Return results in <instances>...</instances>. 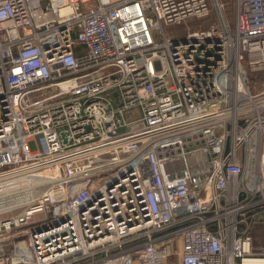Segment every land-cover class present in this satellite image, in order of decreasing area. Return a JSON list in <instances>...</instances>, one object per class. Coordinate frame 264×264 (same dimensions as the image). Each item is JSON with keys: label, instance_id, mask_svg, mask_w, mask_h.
<instances>
[{"label": "built area", "instance_id": "built-area-1", "mask_svg": "<svg viewBox=\"0 0 264 264\" xmlns=\"http://www.w3.org/2000/svg\"><path fill=\"white\" fill-rule=\"evenodd\" d=\"M263 224L264 0H0V264L264 261Z\"/></svg>", "mask_w": 264, "mask_h": 264}, {"label": "rangeland", "instance_id": "rangeland-1", "mask_svg": "<svg viewBox=\"0 0 264 264\" xmlns=\"http://www.w3.org/2000/svg\"><path fill=\"white\" fill-rule=\"evenodd\" d=\"M213 19H205V20H197L195 18H191L188 21H186L182 25H164V30L168 34V36L171 38L180 37L184 35L188 28H195L197 26H206L208 25ZM254 233L256 234V245L261 246L264 245V224L258 226ZM246 264H251L246 263Z\"/></svg>", "mask_w": 264, "mask_h": 264}, {"label": "bare ground", "instance_id": "bare-ground-1", "mask_svg": "<svg viewBox=\"0 0 264 264\" xmlns=\"http://www.w3.org/2000/svg\"><path fill=\"white\" fill-rule=\"evenodd\" d=\"M251 263V264H264V261L263 260H254V259H246L244 261V264L246 263Z\"/></svg>", "mask_w": 264, "mask_h": 264}]
</instances>
